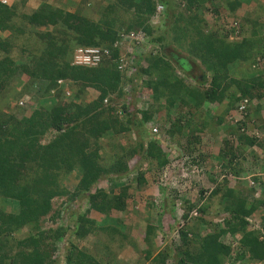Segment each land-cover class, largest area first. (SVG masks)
<instances>
[{"label":"trees","instance_id":"16d2710c","mask_svg":"<svg viewBox=\"0 0 264 264\" xmlns=\"http://www.w3.org/2000/svg\"><path fill=\"white\" fill-rule=\"evenodd\" d=\"M27 1H0V34L6 32L0 35V103L5 107L0 109V264H117V254L128 246L138 254L134 264L264 262V236L248 229L245 220L264 205L260 195L247 201L248 193L213 187L209 198L223 202L219 222L203 216L208 195L197 207L185 201L179 242L158 251L153 238L162 226L146 223L139 234L113 214L129 210L131 183H144L147 172L158 182L169 162L164 146L183 150L185 133L199 141L204 131L198 115L205 114L207 104L226 101L225 112L243 96L259 98L261 103L248 111L242 125L264 132V68L251 72L256 57L264 59V36L257 23L253 32L244 20L232 17L243 0H159L166 8L164 20L155 26L148 23L154 0H79L72 11L46 0L29 8ZM204 11L215 22L211 27L206 28ZM227 12L236 25L218 23ZM135 29L144 32V40L139 45L141 65L130 78L136 79L131 97L142 94L146 99L141 107L136 101L122 102L117 113L115 102L124 95L123 79L111 59L116 50L94 67L72 65V52L76 46L111 48L121 32ZM252 34H257L256 42ZM241 62L246 66L239 69L235 65ZM88 93L93 95L90 100ZM24 96L23 104L32 106L17 117L6 106L11 103L20 111L23 104L18 101ZM107 96L112 97L103 104ZM222 116H216L217 123ZM149 122L156 132H151ZM238 127H231L234 133L224 142L238 141L239 147L212 153L227 161L220 165L233 176L244 171L245 145L260 139ZM193 151H186L187 161L201 169L205 154ZM72 172L77 182L69 191L63 181ZM259 176L254 175L251 193L264 187V177ZM99 180L117 189L97 187ZM168 201L161 219L169 220V234L175 228L173 197ZM192 206L201 214L187 219ZM260 219L264 231V215ZM227 234L233 246L224 243ZM137 236L145 246L137 245ZM85 237L98 241L104 260L95 246H85Z\"/></svg>","mask_w":264,"mask_h":264},{"label":"rangeland","instance_id":"374dc122","mask_svg":"<svg viewBox=\"0 0 264 264\" xmlns=\"http://www.w3.org/2000/svg\"><path fill=\"white\" fill-rule=\"evenodd\" d=\"M6 1L7 2L4 3V4H8V3L11 2V0H6ZM40 1H43V0H28L27 3H26V5L29 8H35ZM46 1L49 2L52 5L59 6V7H63L64 9H67L68 11L69 10L70 11L74 10L75 6L79 3V0H46ZM259 3H260L259 5H255L256 6L255 7L256 8V12L258 14H261L262 15L260 19L264 22V0H260ZM213 4H215V2H213ZM154 5H155V2H154ZM153 9H154V7H153ZM221 11H224V10H221ZM224 12H226V11H224ZM225 15L230 16L231 13L230 12L229 13L227 12ZM95 16H96V14L93 17L95 18ZM202 17H204L205 24H206V28L207 27H211L215 23V22H213L212 17L209 15V12L208 11H206V12L204 11L202 13ZM232 17H234L236 19V16H233L232 15ZM248 22H250L249 19H245L246 28H250V30H252L253 32H256L253 23L250 22V24H248ZM218 23H221L220 20L218 21ZM260 26L262 28L260 31L262 32V35H264V23H262ZM5 34H6V32L5 33L2 32L0 35L1 36H4ZM250 37H252L254 39V41L256 42V39L255 38L257 37V34H252V36H250ZM256 58H257L256 59V63L253 64L252 71H251L254 74L260 72L259 70L261 68H264V60L263 61L260 60V59H262V57H259L258 56ZM235 66H237L240 69L242 66L245 67L246 65L241 62L239 64H236ZM188 84H189V82H188ZM31 95L34 97L37 94H35V92L34 93L32 92ZM92 96L93 95H91V93H88L87 100L92 99ZM133 100H131V101H133ZM225 103H227V102L225 101ZM225 103H222V105H220V106L215 105V104H213V105L209 104V106L206 107L207 110L205 111V114L204 113H200L198 115V119H199L198 120V125L204 131L200 135H198L199 136V141L198 142H195L192 139V137L190 136V134L185 133V134H182L184 136V137H182L183 138V142H184V144L186 143L184 145L185 147L183 148V150L181 148L180 149L179 148L177 149L174 146H172V148L171 147H167L168 145L163 147L164 150H165V152H167V154H168L169 162H173V160L175 159V154L177 155V154H182V153H188V152H190V149L196 150L195 152L194 151L192 152L194 154H196V152L198 154H205V157L203 158V160H204L203 167L204 168L202 167L199 170V172L197 173L199 176H196V177H194V178L191 179V182H190V185L189 186H183V188H184L183 190H182V188H179V190H176V189L170 188V187L167 188L168 186L159 185L158 182L155 183L154 182V179H156V178L154 177V175L152 173H148L147 172L145 174L146 179H148V181L150 182L149 184H151V185L153 184L154 186H146V183H145L146 182V179H145V182L144 183L139 184V185L135 184L134 182L131 183L129 185V189L127 191L128 192V195H129V197L127 199L129 201V204L128 205H130V208L128 207L129 210L127 212H124V211H122V212H120V211H114V213H113L114 214V217H116V218L118 217L119 218L118 220L120 221V223L122 222L121 219H120V216H125V217L127 216V218H125V219H128V222H125V223H122V224L124 226L126 224L127 225H130V227H132L135 230V232L137 231V233H139V234H141L140 232L143 231L144 225L146 223H149V224H152V225H156V226H159V225L162 226V232L161 231L158 232L155 235V237L153 238V242H154L153 243V246L156 249H158V247L165 246V244H167L168 246L169 245L174 246L173 244H176V243L179 242V239L178 238L175 239V238H170V237L168 238L169 241L167 242V239L163 238V236L161 235V233H164V235L169 236V234H168L169 228H168V225H167V223H169V220L166 221L164 219H161V216L163 214V210H164L166 204H168V202H169L168 200L170 199V197H173V201L171 202V204H174V200H175L176 196H178V194H179V197L182 198L183 204L185 203V201L186 202H189L190 204H192L191 203L192 201H198L201 198V195H202V193L204 191H208V190L211 191V189H213V187H214V186H203V184L201 183L202 177L205 178L206 180L208 178L212 182L217 181L216 178H218V181H217L218 184L219 183L221 184V182L223 181V179L226 178V177H222L223 174L225 176V175H227V173H226L225 168H223L220 165V163L221 162L224 163V162H227V161L226 160H223V161L218 160L213 154L214 153H218V151L221 148H222L223 152L224 151L225 152L226 151L228 152L231 149L234 151V150H236L239 147L238 146L239 143H238V141H236V142H234V141L233 142H229V141L228 142L227 141L224 142L228 138V136H229L230 133H234V131L233 130L231 131V128L227 124L228 122H225V119H224V116L229 111L228 110V111H225L224 112V105H225ZM30 105L31 104H29V105H27V104L26 105L25 104L21 105L20 106L21 107V110L20 111H18L19 109H15L11 103H10L9 106H6V108L7 107H10L9 108V111L10 112L11 111L14 112L15 115L18 117L20 114L23 113L22 112L23 109L26 110V113H24V114H27L28 111H29V106ZM0 109H5L3 103H0ZM262 112H263L262 115L264 116V111H262ZM221 114L223 115L222 116V121L220 123V124H222V126L219 128V130H217L218 129V126L217 125H219V123H217V121H216V116L217 115H221ZM202 137H203V141H202ZM106 140H104V141H106ZM120 142H122V140ZM209 142H211V143H209ZM206 144H208L209 146H211L213 148V151H214L213 154L212 153H207V152L204 153L203 152L204 146ZM187 150H188V152H186ZM247 151L248 150H244L242 152V154H245L246 155V152ZM245 159L247 160L248 158H245ZM205 160H206V162H205ZM244 164H243V167L245 166ZM153 171L155 173L156 170H153ZM169 173L167 172V175L168 176H171V175H173L174 172H169ZM100 187L101 188H106V186H100ZM110 188H112L114 190L117 189V188H114L112 186V187H107L106 190H109ZM149 188H154L155 189L151 193L152 195H148L147 189H149ZM160 189H162V190H160ZM160 191H162V193ZM249 192H246V193H249ZM244 193L245 192H243V194ZM60 199H62V198H60ZM208 199H209V195H208V197L205 199V201L203 203L204 204L207 203ZM163 200H165V205H164V201ZM211 201H212V199H210V202ZM56 202L59 203L60 200L55 201L54 204H56ZM156 202H158V203H156ZM161 203H163V204L161 205ZM71 208H74V207L71 206ZM84 209H85V205H84ZM184 209H185V207H183V210ZM5 210L6 211H9L10 210L9 207L6 204H5ZM184 212H185V210H184ZM214 212H215V214L212 213V215L213 214L214 215H217L218 214L216 211H214ZM170 213H171V211H170ZM198 214H201V213L198 212ZM221 214H223V213H221ZM166 216H170L169 213H166ZM171 216L174 218V215H171ZM217 216H220V215H217ZM218 218L219 217H215L214 216L212 218V220H213L212 222H219L218 221L219 220ZM136 220H141L145 224L142 222L141 223L142 225L139 227L140 229H136L135 228V224H137L136 223ZM98 222H101V221L98 219ZM102 223H103V221H102ZM172 224H174V220H173ZM204 232L205 231H200V233H202V234ZM95 238H97V237H95ZM136 238H135L136 241L139 240V242H138L137 245H140L141 247H143V245L145 246L143 240L140 241V239H139L138 236ZM84 244H85V246L90 247V238L87 239V240H85ZM64 245L65 244H62V246L60 245V247L57 249V251H58V258L59 259H62V250H63V246ZM124 250H126L125 251L126 253L129 250L132 253L134 252V250H132L130 247H128V248H123L121 251H119L120 254L119 253L118 254L121 256V254H124L125 253ZM95 251L97 253H101V255L104 256V252H103L102 247H97L95 249ZM126 253L123 256V258L126 259V262H127V260H129L128 259L129 257H132V258L135 259V255H131V254L128 255ZM135 254H136V252H135ZM105 256H104L103 260L105 259ZM107 256H108V259H110V261H112V254L109 253ZM133 263L134 262H132L130 264H133ZM117 264H121V262L120 263H117ZM167 264H169V262H167Z\"/></svg>","mask_w":264,"mask_h":264},{"label":"built area","instance_id":"2783aa9c","mask_svg":"<svg viewBox=\"0 0 264 264\" xmlns=\"http://www.w3.org/2000/svg\"><path fill=\"white\" fill-rule=\"evenodd\" d=\"M1 2L6 3V0H0ZM155 5L152 14L148 18V23L151 26L159 25L163 19V12L165 6L159 0H154ZM161 17V18H160ZM160 18V19H159ZM226 24H235V20L232 18L225 19ZM227 27V26H226ZM230 38V37H229ZM144 40V32L140 29L129 30L127 32H121L117 39L114 40L111 44V48L106 47H97V46H76L72 52L71 64L72 65H79V66H97L103 60L111 58L112 50H116V54L111 58L112 61L115 63L116 70L121 74L123 79L121 83V91L123 92V99L116 101L117 106V113H120V109L118 108L122 102L128 101H136V103L140 104V107L145 103V96L142 94H138L134 97H131V87L136 83V79L130 80L131 76H134V70L140 67L142 59V49L139 46ZM133 57H135L136 62H133ZM62 82V80L57 81ZM65 95H68L69 92L65 88L64 90ZM109 97L107 96L103 98V104L109 103ZM26 96H24L21 100L18 101L19 104H23ZM254 103V99H250L246 96L240 98L235 107L229 112L226 116L227 121L232 124H238L239 127L237 130L243 131L244 134H253L257 136V138H264V132L259 133L256 128L254 127L252 130H249L247 126H243L242 123L245 122L244 117L250 106ZM149 126L151 127V132H156L154 126L151 122H149ZM189 157L188 154H175V159L173 162H169L164 166V169L161 170L160 175L158 176V184L163 186H168L167 188H174L179 190V188L184 189L183 186H189L191 179L199 176L197 173L199 172L200 168H197L194 164L187 161ZM167 172H174L173 175L168 176ZM170 174V173H169ZM264 175L263 173H257L256 175ZM262 177V176H259ZM248 185L253 186L255 182L252 178H249ZM166 188V189H167ZM259 189V188H258ZM210 190L204 191L201 195V198L198 201H193L196 207L202 202L206 195H208ZM258 196V193H255ZM176 196L173 204L172 215H174V221L176 223V227L171 231L170 236L177 239L178 238V229L183 226L184 224V210H183V202L182 198ZM158 203V202H156ZM196 207H192L185 218H190L192 216L198 215V211ZM220 221L221 219L218 218ZM247 221V227L250 230H259L260 234L264 236V231L261 228V219L257 216L254 212L251 215H248L245 219ZM224 243H229L231 246L234 243L231 240V237L227 234L225 238H223ZM235 256V249H232L231 257L234 258ZM235 264L237 262H234ZM224 264H232L231 262H225ZM249 264V263H246ZM251 264V263H250Z\"/></svg>","mask_w":264,"mask_h":264},{"label":"crops","instance_id":"0c3cea01","mask_svg":"<svg viewBox=\"0 0 264 264\" xmlns=\"http://www.w3.org/2000/svg\"><path fill=\"white\" fill-rule=\"evenodd\" d=\"M255 4L256 3H255L254 0H243L241 2V4L237 7V9L234 10L233 15L236 16V18H240V19L244 20V22H245V19H249V21L251 23H253V24L257 23L258 24L257 26H260L264 22L260 19L262 15L258 14L256 12ZM250 22H248V24H250ZM209 104H211V105L215 104V105H218V106L221 105V104H218V103L217 104L216 103H209ZM209 104H207V106H209ZM217 126H218V129L217 128L216 129L219 130V128L222 126V124H219ZM229 127L231 128L232 126H229ZM202 141H203V137H202ZM209 143H211V142H209ZM211 149H213V148L211 146H209L208 144H206L204 146V150L203 149L202 150H203L204 153H206V152L207 153H214V151H212ZM244 149L248 150L246 152V155H247L246 158H248V159L242 162V166H243L244 163H245L244 164L245 166H244V171L240 173V176H233V175H230V174L222 176V177H226V178L223 179L221 184L220 183L218 184V182H217L218 178H216L217 181L212 182L210 179L207 178V180H206L205 178L202 177L201 183L203 184V186H214V187H216V186H221V187L222 186H227V187H230V188H233V189L239 191L241 195H244L246 192H249L250 189H251V188H249V185H248L249 178H252L254 180V175L255 174H257L258 172H260V173L264 172V138L261 137L260 139H255L253 144H251V145L246 144ZM205 162H206V160H205ZM76 174H77L76 172H72L63 181V185L69 191L73 189V187L75 186V184L77 182ZM263 177H264V175L262 174V178ZM263 181H264V178H263ZM145 183H146V186H154L153 184L152 185L149 184L150 182L148 181V179H146ZM96 186L100 187V186H114V185H113V183L107 182V180L106 181L99 180L96 183ZM262 186H264V182H263ZM153 190H155V189L154 188L147 189L148 195H152L151 193L153 192ZM257 191L254 190L253 193H251V191H250L247 194V201H250L253 198H258L259 195H260V199H263V201H264V187H260ZM243 192H245V193L243 194ZM256 192L258 193V196L255 195ZM214 199H212V201L210 202V198H209L207 203H205V204H207V208H206L207 211H206V213L203 214V216L206 219H208V218L211 219L214 216L215 217H219V216L214 215L215 214L214 211H216L217 213L221 212L220 210H221V208L223 206V202H222V199L220 200V198H214ZM164 205H165V200H164ZM212 213H214V214L212 215ZM254 213L261 218L264 215V205L258 206ZM221 215H224V213L221 214ZM95 218H96L97 221H98V219L101 221L100 217H95ZM125 218H127V216L126 217L125 216H120V219H121V221L123 223L128 222V219H125ZM142 222L143 221H141V220H136L137 224H135V228L136 229H140L139 227L142 225L141 224ZM125 226L129 227V225H127V224ZM133 233L134 232L132 231L131 235H134ZM89 238L90 237H85L83 239V242L85 240L89 239ZM93 246H95V249L97 248V241L96 240H92L90 238V248L93 247ZM128 247H126V248H128ZM125 251L126 250H124V252ZM119 254L117 255V261H118V263L121 262V264L122 263L123 264H130L132 262L135 263L136 260L138 259V254L137 253L135 254V251L133 253L130 252V250L127 251L126 254L135 255V259L132 258V257H129L128 258L129 260H127V262H126V259L123 258L124 254H121V256ZM239 264H244V263L241 262ZM251 264H264V262L261 261V260H255V261H252Z\"/></svg>","mask_w":264,"mask_h":264},{"label":"clouds","instance_id":"9594fccd","mask_svg":"<svg viewBox=\"0 0 264 264\" xmlns=\"http://www.w3.org/2000/svg\"><path fill=\"white\" fill-rule=\"evenodd\" d=\"M165 6V8H166V5H164ZM164 12H165V9H164ZM163 12V13H164ZM149 18V17H148ZM204 18V17H203ZM227 18H231L230 16H228L227 15ZM226 19V18H225ZM225 19H220V22H221V24H222V22L223 21H225ZM164 20V14H163V19H162V21ZM262 33V32H261ZM262 36H264V35H262ZM261 61H263L264 59L262 58V59H260ZM187 82H189V83H192V80H190L189 78L188 79H185ZM244 97V96H243ZM242 98V97H241ZM250 99H254V103L250 106V108L248 109V111L250 110V109H254L256 106H257V104L258 103H261V101H259V98H256V97H251ZM262 100H264V96L262 97ZM235 107V106H234ZM233 107V108H234ZM233 108H231L228 112H227V114L224 116V119H225V122H228L227 121V119H226V116L229 114V112L233 109ZM248 111H247V113H248ZM262 111H264V110H262ZM247 113H246V116L244 117V120L243 121H245V122H247ZM249 121H251V119H249ZM229 126H233L232 124H230L229 122L227 123ZM237 131V130H236ZM229 137V136H228ZM233 142V141H232ZM235 142V141H234ZM60 200H64V198H62V199H60ZM193 202V201H192ZM173 205V204H172ZM189 211V210H188ZM188 211H187V213H188ZM171 214H172V211H171ZM199 215V214H198ZM198 215H196V216H198ZM172 219L174 220V218L172 217ZM174 224H175V227H176V223H175V221H174ZM171 233V232H170ZM170 233H169V237L170 238H173V237H171L170 236ZM166 237H167V235H165ZM161 242V241H160ZM161 247H158V249H160ZM157 249V250H158ZM63 254V253H62ZM241 262H243L244 264H246V263H251V261H238L237 263H241Z\"/></svg>","mask_w":264,"mask_h":264}]
</instances>
